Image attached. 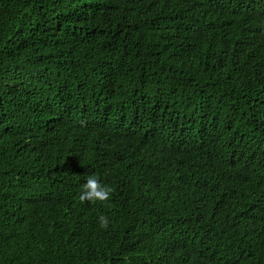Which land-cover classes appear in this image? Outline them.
I'll return each instance as SVG.
<instances>
[{"label":"trees","instance_id":"obj_1","mask_svg":"<svg viewBox=\"0 0 264 264\" xmlns=\"http://www.w3.org/2000/svg\"><path fill=\"white\" fill-rule=\"evenodd\" d=\"M0 264H264V0H0Z\"/></svg>","mask_w":264,"mask_h":264},{"label":"clouds","instance_id":"obj_2","mask_svg":"<svg viewBox=\"0 0 264 264\" xmlns=\"http://www.w3.org/2000/svg\"><path fill=\"white\" fill-rule=\"evenodd\" d=\"M113 189L99 181L95 174L89 175L86 182L82 185L80 199L93 202H106L109 200ZM98 224L101 228H106L109 225L107 217L101 215L98 217Z\"/></svg>","mask_w":264,"mask_h":264}]
</instances>
